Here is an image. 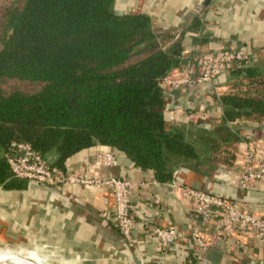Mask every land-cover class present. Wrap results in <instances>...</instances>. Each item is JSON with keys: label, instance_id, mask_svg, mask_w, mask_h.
Listing matches in <instances>:
<instances>
[{"label": "trees", "instance_id": "16d2710c", "mask_svg": "<svg viewBox=\"0 0 264 264\" xmlns=\"http://www.w3.org/2000/svg\"><path fill=\"white\" fill-rule=\"evenodd\" d=\"M116 2L0 0L2 190L27 186L5 157L13 141L62 169L75 153L107 146L167 182L180 165L229 160L227 146L238 138L231 122L264 125V65L231 70L250 80L220 97L214 129L172 125L164 79L180 64L187 33L199 30L201 12L167 26L142 9L118 12Z\"/></svg>", "mask_w": 264, "mask_h": 264}, {"label": "crops", "instance_id": "0c3cea01", "mask_svg": "<svg viewBox=\"0 0 264 264\" xmlns=\"http://www.w3.org/2000/svg\"><path fill=\"white\" fill-rule=\"evenodd\" d=\"M127 1L130 7L120 12L142 9L167 26L183 24L188 16L201 12L200 28L188 32L183 39L181 62L169 77H197L201 67L194 58L220 48L244 49L251 59H256L245 65H264V0H152L150 11L145 10V0ZM233 80L230 70L210 86L166 84L168 121L192 130L214 129L223 115L219 99L234 90ZM230 125L238 138L227 148L231 153L229 160L212 163L215 167L204 165V161L198 167L180 165L174 171V179L167 182L158 181L152 170L135 166L124 154L103 145L83 149L68 158L66 169L85 170L100 178L123 177L138 184L130 192L135 218L133 247L113 222L115 201L110 186H48L32 180H27L22 190L1 189L0 240L15 246L23 241L30 249L24 257L45 264L46 259L53 257L57 264H138L134 256L140 264H264V240L249 233L219 236L213 223L204 224L195 215L191 202L181 191L187 185L239 201L257 215L264 214V187L253 184L245 188L236 183L244 170L248 146L264 142V125L247 119ZM104 148L115 151V165H96L97 152ZM158 226L183 231L198 227L210 246L201 251L192 240H178L160 251L151 234Z\"/></svg>", "mask_w": 264, "mask_h": 264}, {"label": "built area", "instance_id": "2783aa9c", "mask_svg": "<svg viewBox=\"0 0 264 264\" xmlns=\"http://www.w3.org/2000/svg\"><path fill=\"white\" fill-rule=\"evenodd\" d=\"M194 60L201 67L197 77L167 76L164 79V86L166 84L173 87L191 84L210 86L223 73L256 59H251L244 49L220 48L202 52ZM5 157L13 177L18 179L32 180L48 186L76 185L84 188L110 186L115 201L113 222L128 245L135 246L132 233L135 218L131 209L130 192L137 187L136 182L117 176L100 178L85 170L76 171L53 166L26 142H11ZM116 163L115 151L104 148L97 152L96 165L111 167ZM236 183L245 188L253 184L264 187V142L261 145L248 146L244 156V170L239 174ZM181 191L183 197L191 202L195 215L200 216L204 224L213 223L219 236L229 237L249 233L264 240V214L257 215L248 211L239 201L187 185L182 186ZM201 230L198 227L183 231L178 228L158 226L152 229L151 234L160 251L178 240L189 242L192 240L201 251H205L210 246V241Z\"/></svg>", "mask_w": 264, "mask_h": 264}, {"label": "rangeland", "instance_id": "374dc122", "mask_svg": "<svg viewBox=\"0 0 264 264\" xmlns=\"http://www.w3.org/2000/svg\"><path fill=\"white\" fill-rule=\"evenodd\" d=\"M131 1H133V0H131ZM135 3L136 2H134V4ZM148 3H150V4H148ZM130 4L131 3H129L127 0H117V7H118L117 11L119 12L120 10H125V9L129 8ZM144 4H145V7H146L145 10L146 11H150L151 7H152L151 5L153 4V1L150 0V2H148L147 0H145ZM145 7H143V8H145ZM135 10H137V9H135ZM159 10L163 11L164 9L160 8ZM242 67H244V66L242 65L239 68H242ZM247 76H248V74H242V75H239L238 77L236 75H234V80L232 82L234 84V90H236V82L238 83L237 84L238 87H240L239 89L243 88L246 85V83H249L250 78L247 77ZM231 146H232V144L230 145V147L227 146V148H231ZM225 154H226V152H223V155H225ZM203 161H204V165L210 166V167H215V166H213V164L215 165V164H218V163H222L221 162L222 159H220L219 162H211V161H206V160H203ZM1 191L2 190L0 188V192ZM1 229H2V231H4L3 227H1ZM0 232H1V230H0ZM22 242L23 241H21L20 245H17L18 246L17 247L15 245H13L14 243L11 244L10 242H5V241L0 240V252H2V253H11V254H14V255H18L19 257H24V255H27L26 252H28L30 249H29V247L24 246L25 243L24 242L22 243ZM38 247H40V245ZM37 257L40 258V256H37ZM46 261H47V264H52V263L53 264H57L56 258H54V257L52 259H46ZM4 263L5 264H12L11 262H3V263L1 262L0 264H4ZM37 263L38 264H45V263H42L40 261H38Z\"/></svg>", "mask_w": 264, "mask_h": 264}, {"label": "bare ground", "instance_id": "6f19581e", "mask_svg": "<svg viewBox=\"0 0 264 264\" xmlns=\"http://www.w3.org/2000/svg\"><path fill=\"white\" fill-rule=\"evenodd\" d=\"M1 262H11L12 264H38L37 262H33L26 257H19L18 255H14L11 253L0 252V263Z\"/></svg>", "mask_w": 264, "mask_h": 264}, {"label": "water", "instance_id": "95a60500", "mask_svg": "<svg viewBox=\"0 0 264 264\" xmlns=\"http://www.w3.org/2000/svg\"><path fill=\"white\" fill-rule=\"evenodd\" d=\"M134 260H135L138 264H140V262H141L136 256H134Z\"/></svg>", "mask_w": 264, "mask_h": 264}]
</instances>
